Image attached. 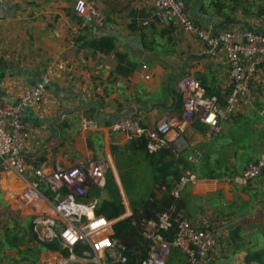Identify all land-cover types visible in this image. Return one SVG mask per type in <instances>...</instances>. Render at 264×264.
I'll return each instance as SVG.
<instances>
[{"label":"crops","instance_id":"1","mask_svg":"<svg viewBox=\"0 0 264 264\" xmlns=\"http://www.w3.org/2000/svg\"><path fill=\"white\" fill-rule=\"evenodd\" d=\"M94 1L106 16L101 28L75 11V0L0 4V96L18 100L54 66L44 101L23 117L31 131L25 160L71 166L106 159L131 215L124 195H142L148 187L161 198L166 186L158 188L156 166L145 150L125 133L110 134L111 121L78 130L84 116L94 118L98 112L81 108L98 105L100 118L128 113L148 129L164 115H175L186 146L176 157L164 149L169 155L158 166L174 162L165 178L171 186L178 181L176 167L180 177L186 171L195 175L176 202L178 210L191 222L207 217L218 234L217 244L199 264H264V172L241 187L221 179L241 173L264 153V67L254 78L253 100L241 101L220 134L213 136L200 120L186 126L177 80L189 73L224 102L231 85L224 52H209L175 20L161 24L155 0ZM182 1L188 16L204 28L264 33V0ZM171 144L175 150L178 142ZM23 187L22 180L0 168L2 207L15 206ZM21 212L32 219L31 210ZM176 255L181 258L178 250L173 259ZM172 257L169 264H175Z\"/></svg>","mask_w":264,"mask_h":264},{"label":"built area","instance_id":"2","mask_svg":"<svg viewBox=\"0 0 264 264\" xmlns=\"http://www.w3.org/2000/svg\"><path fill=\"white\" fill-rule=\"evenodd\" d=\"M22 1L0 0V4ZM75 11L98 28L106 23L104 12L94 0H75ZM155 15L161 24L175 20L185 32L198 37L209 52H224L231 80L224 102L217 95L207 93L201 82L189 73L183 74L176 83L185 125L200 120L208 125L213 136L220 134L222 123L236 113L241 101L254 98L253 81L264 67V33L252 29L204 28L188 16L182 0H155ZM53 73L54 66L49 65L42 80L16 101L0 96V168L24 183L16 210H31L33 231L48 244L58 245L59 253L43 259L40 264L126 263L130 249L115 235L117 219L97 213L101 203L98 193L105 191L111 169L109 161L88 159L65 166L59 162L35 165L25 160L24 149L31 131L23 117L28 108L44 101ZM260 113L264 118V103ZM97 125L95 118L83 117L79 130L86 131ZM109 130L112 135L125 133L130 140L144 137L146 148L152 154L170 148L176 157L186 146L180 122L171 114L164 115L153 129L125 115L111 121ZM174 131V137H170ZM175 141L178 145L173 150L171 142ZM263 172L264 153L241 173L227 174L221 179L241 187ZM195 179L193 172H184L171 190L173 204L157 213L155 219L143 220L142 238L146 242L147 255L141 264H169L174 250L184 257L182 264H199L217 244L218 234L207 217L191 222L178 210L177 200ZM165 233H172V238L168 239Z\"/></svg>","mask_w":264,"mask_h":264},{"label":"rangeland","instance_id":"3","mask_svg":"<svg viewBox=\"0 0 264 264\" xmlns=\"http://www.w3.org/2000/svg\"><path fill=\"white\" fill-rule=\"evenodd\" d=\"M76 128L77 127H75V130H79V126L77 129ZM144 182L145 180L142 181L143 184ZM147 183L148 182H146V184ZM157 184H159L158 188L161 190L163 185H169L167 181H160ZM174 187L175 184L171 186V190H173ZM144 192L145 193L142 195L128 194V197L124 195V198H127L128 200L131 210L133 201L139 209L143 203L147 202L148 199L156 196L154 190H149L148 187L144 189ZM107 196V192L101 193V201ZM15 206L10 205L2 207L0 204V264H40L43 259L58 254L59 250L57 249V243L48 244L47 242L43 241L39 234L33 231L31 227V218L28 217L26 213L17 211ZM127 216L129 215L125 213L123 217H120L117 220ZM142 223L143 220L140 223L137 234V238H139V244L135 247L136 249L134 251L138 262L141 258H143V256H145V253L141 251L142 249L139 247L141 246L140 237L142 238V234L145 231ZM171 262L175 264H182L184 262V257L181 256V258H178V255H176V257Z\"/></svg>","mask_w":264,"mask_h":264},{"label":"trees","instance_id":"4","mask_svg":"<svg viewBox=\"0 0 264 264\" xmlns=\"http://www.w3.org/2000/svg\"><path fill=\"white\" fill-rule=\"evenodd\" d=\"M134 141L138 144L139 148L146 151L150 163L156 166V172L158 173V176L156 177L155 181H165V178L169 175L167 171L169 167L174 165V162L168 161L165 163V166L162 167H159L158 165L169 155L168 152L161 151L155 154L149 153L146 148V139L144 137L135 139ZM173 173L178 179L180 178L177 167ZM166 188L167 191L163 197H152L153 199H148L147 202L143 203L139 209L133 201L132 214L115 222V235L129 247L130 252L126 263L117 262L113 264H141V261L146 257L147 246L146 242L141 237V246L139 247L142 249L141 251L145 253V256H143V258H141L138 262L135 254L133 253V251L136 249L135 247L139 244V238H137L139 226L142 220L155 219L157 213L165 210L171 204H173L174 198L171 196V187L167 185ZM105 192H107L108 196L101 201L100 207L97 209V213L100 215H105L108 219H118L122 217L126 213V206L123 202L122 194L114 180L111 171L108 175ZM98 194L100 195V193ZM165 236L168 239H171L172 233H165Z\"/></svg>","mask_w":264,"mask_h":264},{"label":"water","instance_id":"5","mask_svg":"<svg viewBox=\"0 0 264 264\" xmlns=\"http://www.w3.org/2000/svg\"><path fill=\"white\" fill-rule=\"evenodd\" d=\"M90 107H96L98 112L95 113L94 115V118L95 120H97L98 122L100 123H103V122H106V121H112L116 118H119V117H122V116H125V115H128V113H120L118 115H115V116H112V117H108V118H100L99 117V106L96 105V104H89V105H85L83 106L81 109L84 110V109H87V108H90Z\"/></svg>","mask_w":264,"mask_h":264}]
</instances>
